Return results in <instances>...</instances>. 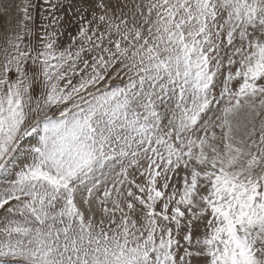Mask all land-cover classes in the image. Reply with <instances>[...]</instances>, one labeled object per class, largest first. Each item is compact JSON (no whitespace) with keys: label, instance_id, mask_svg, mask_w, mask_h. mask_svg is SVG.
Masks as SVG:
<instances>
[{"label":"snow or ice","instance_id":"6c2138e0","mask_svg":"<svg viewBox=\"0 0 264 264\" xmlns=\"http://www.w3.org/2000/svg\"><path fill=\"white\" fill-rule=\"evenodd\" d=\"M0 264H264V0H0Z\"/></svg>","mask_w":264,"mask_h":264}]
</instances>
